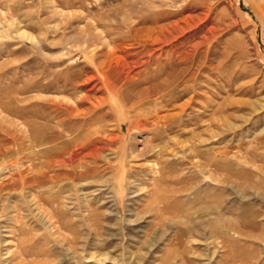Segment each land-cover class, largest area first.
Segmentation results:
<instances>
[{"label": "rangeland", "instance_id": "374dc122", "mask_svg": "<svg viewBox=\"0 0 264 264\" xmlns=\"http://www.w3.org/2000/svg\"><path fill=\"white\" fill-rule=\"evenodd\" d=\"M0 264H264V0H0Z\"/></svg>", "mask_w": 264, "mask_h": 264}, {"label": "bare ground", "instance_id": "6f19581e", "mask_svg": "<svg viewBox=\"0 0 264 264\" xmlns=\"http://www.w3.org/2000/svg\"><path fill=\"white\" fill-rule=\"evenodd\" d=\"M164 26V25H163ZM172 66V65H171ZM141 71V70H140ZM145 90V89H144ZM143 90V91H144ZM145 92H147L146 90H145ZM145 94V93H144ZM147 95H148V92H147ZM85 114V113H84ZM91 143V142H90ZM102 143V142H101ZM111 143V142H110ZM76 144V143H75ZM105 144V143H104ZM112 144V143H111ZM86 145V144H85ZM89 145V144H88ZM112 146V145H111ZM90 147V146H89ZM107 147V146H106ZM81 148V147H80ZM86 148V147H85ZM104 148V147H103ZM91 150V149H90ZM101 150V149H100ZM103 150V149H102ZM83 152H85V151H83ZM91 152V151H90ZM90 152L89 153H87V154H90ZM98 152H99V150H98ZM91 153H93V156H94V152H91ZM97 155V154H96ZM98 156V155H97ZM96 156V157H97ZM100 156V155H99ZM85 158V157H84ZM94 158V157H93ZM105 158V157H104ZM75 159V158H74ZM73 159V160H74ZM83 159V158H82ZM108 159V158H107ZM85 160V159H84ZM83 161V160H82ZM81 162V161H80ZM76 163V162H75ZM87 164V163H86ZM73 165V164H72ZM88 165V164H87ZM86 165V166H87ZM81 166H83V165H81ZM94 166V165H93ZM79 168H81L80 166H79ZM86 169V168H85ZM92 169V168H91ZM99 169V168H98ZM93 172H95V171H93ZM92 173V172H91ZM84 178H86V177H84ZM88 178V177H87ZM30 180V179H29ZM34 183V182H33Z\"/></svg>", "mask_w": 264, "mask_h": 264}]
</instances>
